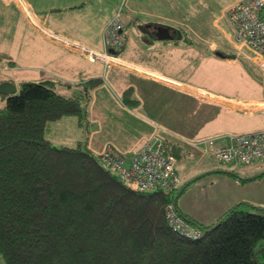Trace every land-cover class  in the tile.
Instances as JSON below:
<instances>
[{"label": "crops", "instance_id": "crops-1", "mask_svg": "<svg viewBox=\"0 0 264 264\" xmlns=\"http://www.w3.org/2000/svg\"><path fill=\"white\" fill-rule=\"evenodd\" d=\"M25 1L34 15V23L17 0H0V85L14 83L18 90L20 82L24 80L16 73L24 70L32 75V79L27 80L51 79L60 93L73 95L79 94L83 84L89 80L101 79L102 82L92 90L87 125H96L93 108L97 103V106L101 104L112 112V115L100 118L108 116L114 121L123 114L121 120L129 126L124 127L117 136L105 139L103 144L93 138L86 139L95 153L107 143H113L121 152H133L150 137L154 130L153 122L160 123L175 134L169 135L167 141L181 145L184 148L182 156L191 152L186 151L187 144L180 137H218L217 143L224 144L229 133L264 129V125H256L260 119L264 122V85L249 77V74L256 72H249L247 67L245 69L237 63L240 76L236 78L222 69L223 64H219L223 58L217 54V50L234 53L237 60L240 58L233 52L234 48L237 51L242 49L248 55L249 50L235 42L229 22V7L236 0H229L209 15L212 18L211 27L207 24V33L187 35L186 39L182 33V22L177 23L157 10L131 5L124 13L127 45L121 54V62L107 71L102 62H92L50 40L36 25L41 24L91 48L102 50L104 29L119 7V0ZM162 28L168 30L164 36L160 35ZM185 60L190 64L191 79L181 75L185 70ZM220 76L233 80L238 91H217L213 84ZM128 90L129 95L126 94ZM125 97L131 103H127ZM5 105L6 100L0 95V108ZM220 119L228 120L229 124L218 129L216 126ZM250 120L253 122L250 123ZM63 123H67L64 118L51 125L48 136L53 142L59 136ZM93 131L95 135L100 133L97 132L99 130ZM95 141L99 145L96 150L93 149ZM195 151L200 155L199 160L213 158L219 161L210 153ZM210 161L189 177L186 172H179L176 163L181 186L193 180L190 177L200 179L210 173H221L224 177L222 186L208 190L206 197L199 200L203 204H207L206 199L211 201V214L197 213L187 204H179L178 199L177 205L182 213L200 223L212 224L237 204L249 202L264 206V200L256 202L244 193L245 182L264 178V175L253 178L263 171H254L242 177L234 169L219 171L220 168ZM248 176L252 178L244 180ZM0 264H5L1 255Z\"/></svg>", "mask_w": 264, "mask_h": 264}, {"label": "trees", "instance_id": "trees-1", "mask_svg": "<svg viewBox=\"0 0 264 264\" xmlns=\"http://www.w3.org/2000/svg\"><path fill=\"white\" fill-rule=\"evenodd\" d=\"M182 33L186 39L187 32ZM101 82L91 79L79 94L65 95L51 79L24 80L19 91L0 93L6 100L0 108V255L5 264H264V206L243 202L215 223H200L177 205L175 193H183L190 182L176 192L135 191L87 140L66 146L49 138L51 125L64 117L88 124L92 90ZM166 144L177 159L182 157L181 145ZM170 203L203 231L201 238L172 230L165 214Z\"/></svg>", "mask_w": 264, "mask_h": 264}, {"label": "built area", "instance_id": "built-area-1", "mask_svg": "<svg viewBox=\"0 0 264 264\" xmlns=\"http://www.w3.org/2000/svg\"><path fill=\"white\" fill-rule=\"evenodd\" d=\"M17 2L34 23V15L26 1ZM229 22L235 42L250 51L252 60L264 75V0H236L229 7ZM36 26L50 40L78 52L92 62H102L106 71L121 62V54L127 45V26L122 6L116 9L104 29L102 50L91 48L41 24ZM153 123L154 130L142 147L125 153L119 151L113 143H108L101 157L105 165L132 190L164 189L176 192L182 181L176 170L177 158L166 144L168 136L175 134L160 123ZM226 137L228 140L224 144L217 143L218 137L180 139L188 146L210 153L226 164L243 165L264 160V129L232 132ZM165 214L169 226L175 232L189 239L202 237L203 231L181 216L174 203L168 204Z\"/></svg>", "mask_w": 264, "mask_h": 264}, {"label": "rangeland", "instance_id": "rangeland-1", "mask_svg": "<svg viewBox=\"0 0 264 264\" xmlns=\"http://www.w3.org/2000/svg\"><path fill=\"white\" fill-rule=\"evenodd\" d=\"M228 1L229 0H119L118 3L119 6H122V8H124V13L126 10L128 11L131 5L135 7L142 6L149 10H157L158 12L163 13L165 17H168L173 21H177V23L182 22L184 27L183 29L185 33L187 32V35H197L207 33V24L211 27L210 21L212 17H210L209 15L214 13L215 11H218L219 7L226 4ZM241 50L242 49H239L237 51L235 48L233 50V52H236L238 54V57L240 58L238 60L237 58L221 59V63L219 64H223L224 68L222 69L227 70V73H229L231 76L238 78L240 76L237 73L239 70L238 64H240L245 69L247 67V69L255 71L256 73L249 74V77L253 81L258 82V84L261 82V84L263 83L264 85V75L262 72H260L257 65L252 60L250 51H248V55H246V53ZM189 66L190 64H188V62L185 60V70L181 75L191 79L192 75L190 73ZM16 74L22 80L32 79V75L24 70H19ZM233 83V80L228 79L227 76H220L219 78H217L216 82L213 85H216L217 91L236 93L238 91V88ZM247 88L250 87L248 86ZM19 90L20 84L18 91ZM93 109L95 118L97 119V121L95 122L96 125L91 124L90 127L87 124L80 125L77 117H64V119L67 120V123H63L61 125V127L59 128V131L61 132H59V136H57V138H54V142L58 145L75 146L79 140L86 141V139L90 140L93 138L97 140V142L103 144L105 139H107L108 137L111 138L112 135L117 136L118 134L123 132L124 127L128 128L129 125L123 123V121L121 120L124 117L123 114H120V118H116L114 121H112L108 116L105 117V119L99 117H104L107 114L112 115L110 109H104L101 104H98L97 106V103L95 104ZM227 121L228 120L226 119L223 121H221L220 119L216 127L218 129L221 127H226V124H229ZM252 122L253 121L250 120V123ZM257 122L258 124L256 125H258V127L264 125L262 119ZM93 130H99L97 132L100 133H96L95 135V131ZM234 131H236V129ZM98 147L99 145L96 144L95 141L93 143V149L96 150ZM186 147V151H189L191 153L187 156H182L177 160V168L179 169L180 173L181 171L182 173L186 172L187 177L194 174L196 171H199L203 167V165L209 161V159L211 160V163L220 168L219 171H222L224 169H234L235 171L239 172V175L242 177H245V175H251L250 173L254 171H264V160H256L251 164L243 165L241 167L234 165L228 166L226 164L224 165L220 163L213 158H209L206 161L205 159H203V161L199 160L200 155L195 151V149L192 150L190 147H188V145ZM103 149L104 148H102V146L99 147L98 150H96L97 154H100ZM248 177L249 179L252 178V176ZM190 179L193 180L190 181V184L184 193H175V195L179 196V204H187L191 209L200 214H211V201L206 199L207 204H203L199 202V200L202 197H206L208 190L211 191L213 189H216L218 186L223 185V175L221 173H210L209 175H205L200 179H196V177H190ZM244 186V193H247L254 201L261 202L264 200V178L246 181Z\"/></svg>", "mask_w": 264, "mask_h": 264}, {"label": "water", "instance_id": "water-1", "mask_svg": "<svg viewBox=\"0 0 264 264\" xmlns=\"http://www.w3.org/2000/svg\"><path fill=\"white\" fill-rule=\"evenodd\" d=\"M160 35L161 36H164L165 35V33H167L168 32V30L167 29H164V28H162L161 30H160ZM163 33V34H162ZM17 91V86L14 84V83H4V84H2V85H0V93L2 94V93H10V94H12V93H15Z\"/></svg>", "mask_w": 264, "mask_h": 264}]
</instances>
